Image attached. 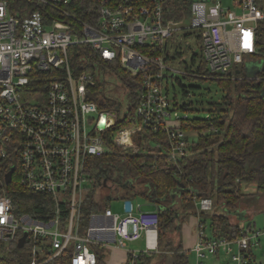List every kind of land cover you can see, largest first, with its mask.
Wrapping results in <instances>:
<instances>
[{"label": "built area", "instance_id": "1", "mask_svg": "<svg viewBox=\"0 0 264 264\" xmlns=\"http://www.w3.org/2000/svg\"><path fill=\"white\" fill-rule=\"evenodd\" d=\"M41 1L63 16L36 10L20 18L11 12L7 0H0V168L6 165L0 175V258L25 232L30 264H45L66 251L71 252V264H93L92 245L124 248L127 241L144 234L146 250L127 249L126 264H136L140 253L158 249L159 211L143 210L141 203L128 198L125 212L116 213L108 205L91 211L84 223L83 205L96 177L126 188L121 184L125 175L116 182L112 181L116 173L110 181L108 174L101 176L108 170L102 163L93 174L95 156L112 151L113 145L122 153H141L145 142L139 144L135 136L144 138L150 131L158 134L152 143L156 147H164L165 135V153L181 171L189 142L179 121L188 114L177 112L169 84L173 85L178 72L186 75L187 71L168 63L174 57L168 56L169 39L177 31L197 29L210 72L244 70L247 61L257 60L252 56L258 51L256 32L264 22V10L257 0H239V12L224 7L220 0H194L190 23L180 25L179 19L167 16L165 0H101L98 21L83 22L79 33L64 17L69 12L59 0ZM80 43L91 45L104 59L119 60L131 74L141 75L134 112L137 121L112 131L126 116L127 106L118 113L101 109L92 98L97 80L106 82L108 68L95 61L89 63L95 70L74 71L69 47ZM157 48L160 52L154 53ZM12 167L7 183L5 175ZM14 173L23 189L45 195L42 206L48 209L40 216L15 208L6 189ZM195 203L196 264L221 256L224 264H264L252 251L261 245L264 230L250 225L245 235L235 238L209 236L199 213L212 211L214 199L202 196Z\"/></svg>", "mask_w": 264, "mask_h": 264}, {"label": "trees", "instance_id": "2", "mask_svg": "<svg viewBox=\"0 0 264 264\" xmlns=\"http://www.w3.org/2000/svg\"><path fill=\"white\" fill-rule=\"evenodd\" d=\"M11 12L23 18L31 12L40 10L50 15L63 16L61 12L41 0H7ZM194 0H165L167 16L170 18H190L191 4ZM258 1V0H257ZM69 15H64L80 33L83 22L95 23L99 19V6L101 0H64L57 1ZM257 53L253 58L264 62V22H261L256 32ZM143 50V46L138 45ZM154 53L160 52L157 48ZM69 56L74 71H81L95 67L89 65L98 62L108 68L106 82L97 80L92 88L94 98L101 109H114L118 113L123 111L120 95H106L108 91L109 76L117 78L121 84L119 88L128 99L127 114L117 121L112 128L113 132L122 125L133 123L137 104L138 89L141 86V75H133L119 60L109 61L100 56V53L87 43H80L69 47ZM171 58V51L168 50ZM175 57V56H174ZM197 55L193 54L192 62ZM187 77L199 78L203 70L211 75L220 85L224 95L222 101H211L212 108L207 117H182L179 126L187 131L199 132V138L192 140L187 135L189 153L183 158L181 171L171 165L165 153L167 140L162 134L164 147L153 146L157 133L146 131L144 138L135 136V141L142 144L141 153H122L113 145L112 151L95 156V163L91 170L96 175L99 163L111 173H116V182L122 173L136 177V185L144 184V188H120L119 184L100 181L98 177L91 183L83 205L84 223L89 213L93 210H103L108 206L111 196L131 198V195L143 194L156 205L159 211L158 247L160 260L157 264H189L188 252L184 249L182 241V223L187 215H198L196 198L210 196L215 200L212 211H201L199 220L203 227L208 223L211 233L215 238H235L245 235L247 228L232 216L233 211L239 210L243 205L249 206L250 202L259 199L264 194V70L258 73L257 78L245 77L244 70H231L225 74L215 75L206 66L202 55L196 68L189 65L185 68ZM194 72V74H190ZM181 85L184 94L188 95L189 88L182 83L178 76L174 77ZM174 85V83H173ZM194 87V86H192ZM103 93V95H102ZM176 105L183 112L191 110L190 102ZM207 133L201 134V132ZM159 133V132H158ZM6 165L0 168V175L5 172ZM6 186L12 196L15 208L20 213H30L40 216L48 206H42L46 201L45 195L23 189L17 178ZM111 182V181H110ZM244 183H253L257 186L255 193H246ZM102 196V197H101ZM47 201L48 200L47 198ZM101 202V203H100ZM50 204V203H49ZM45 205V204H44ZM228 210L230 212H228ZM173 231L178 232L180 239L175 245ZM206 231V228H205ZM95 250L96 260L93 264H109L107 261L108 249L100 245H92ZM156 250L142 252L136 259V264H149ZM71 252L66 251L45 264H71ZM31 255L26 247H19L13 242L6 248L0 258V264H30Z\"/></svg>", "mask_w": 264, "mask_h": 264}, {"label": "rangeland", "instance_id": "3", "mask_svg": "<svg viewBox=\"0 0 264 264\" xmlns=\"http://www.w3.org/2000/svg\"><path fill=\"white\" fill-rule=\"evenodd\" d=\"M222 1L223 5L226 7L234 6V0H220ZM258 3L264 7V0H258ZM260 6V7H261ZM177 19V18H176ZM180 25H188L190 22L189 18H181L178 20ZM169 45L171 46V53L175 57L169 59L168 63L174 67L179 69H185L187 65L192 67L193 69L196 68L197 64L200 61V54H201V40L198 37L197 29H191L189 31H177L175 36L169 39ZM193 54L197 55V59L195 62H192ZM199 78L197 77H187L181 74L180 72L177 73V76L180 78L182 83L189 88L188 95L184 94L181 85L178 83L177 80H174L172 83L169 84V95L171 98H175L179 104L184 102H190L191 110H186L189 117H207L211 108L212 103L211 101H222L224 92L220 85L214 81V77L208 74H205L203 70L199 73ZM108 80V88L111 93L114 95H120V99L126 108L128 101L124 94H122V90L119 88L121 82L115 78L114 76H109ZM194 86V87H192ZM177 112L179 114L185 113L182 109H178ZM207 131L201 132V134H206ZM187 135L190 136L192 140H197L199 138V132L197 131H187ZM122 175H124L122 173ZM136 177L127 175L125 178L121 180V184L124 187H137V188H144V184H137L136 185ZM91 183V182H90ZM111 184V182L109 183ZM102 197V196H101ZM132 201L137 204L141 203L143 210H153L156 208V205L148 200L146 196L143 194H135L131 195ZM260 199H255L250 202L249 206H253L255 213L252 215L251 218L245 219L246 221L255 222L257 229L264 230V199L260 204ZM125 201L126 198L124 197H116L111 196L109 197L108 204L111 206L114 212L116 213H123L125 212ZM215 202V200H214ZM101 203V202H100ZM242 207H246L243 205ZM197 220L194 215H187L182 223V233H183V246L184 249L188 252L189 264H196V256L193 251V247L196 243V230H197ZM254 225V224H253ZM206 233L210 234L211 229L210 225L206 224ZM172 235L175 245L179 242L180 236L178 232L173 231L168 236ZM261 245L253 246L252 251L257 256V259L264 261L263 249H264V238H260ZM122 249H135V250H146V241L144 234L138 238L137 240L127 241L126 246ZM157 254L151 259L149 264H157L160 260V249L156 250ZM159 252V253H158ZM125 259V253L122 250H116L109 248L108 253V260H110V264H126L123 263ZM205 264H224L222 256L220 258H204Z\"/></svg>", "mask_w": 264, "mask_h": 264}, {"label": "crops", "instance_id": "4", "mask_svg": "<svg viewBox=\"0 0 264 264\" xmlns=\"http://www.w3.org/2000/svg\"><path fill=\"white\" fill-rule=\"evenodd\" d=\"M221 3H222V1H221ZM222 5H223V3H222ZM260 5V4H259ZM224 6V5H223ZM261 6V5H260ZM224 7H226V6H224ZM226 8H231V9H234V10H236V11H241V7H240V4H239V0H234V6H232V7H226ZM261 8L264 10V7L263 6H261ZM243 190H244V192H246V193H255L256 191H257V186H256V184H253V183H244L243 184ZM259 201H260V204H261V202H262V200L264 199V194L263 195H261L260 197H259ZM262 205V204H261ZM253 206H246V207H242L241 209H239V210H237V212H243V217H240L236 212H233L232 213V216L236 219V221H238V222H240V224L242 225V226H247L248 224H250L251 223V225L252 226H254V227H256V224H255V222H253L252 223V221H246L245 223H244V221H245V219H249V218H251L252 217V215L255 213V211H254V208H252ZM195 216V215H194ZM196 217V220H197V222H198V219H197V216H195ZM244 220V221H243ZM254 224V225H253ZM197 225V224H196ZM257 228V227H256ZM183 229V228H182ZM183 231V230H182ZM182 241H183V233H182ZM116 249V250H122V251H124V253H125V259H124V261H123V263H126V260H127V257H128V253H127V250H125V249H122V248H120V247H116V246H113V247H111V249ZM108 253H109V249H108ZM107 261H108V263L110 264V260H108V254H107Z\"/></svg>", "mask_w": 264, "mask_h": 264}, {"label": "water", "instance_id": "5", "mask_svg": "<svg viewBox=\"0 0 264 264\" xmlns=\"http://www.w3.org/2000/svg\"><path fill=\"white\" fill-rule=\"evenodd\" d=\"M244 70H245V73H246V76L248 78H256L257 74L264 70V62L263 60H251V61H247L245 63V67H244ZM238 71H240V69H238ZM103 125V123H102ZM13 171H14V168L12 167L5 175V179H6V182L9 183L12 179V174H13ZM228 212H230L228 210ZM233 212H236L240 217H243V212H237V210L233 211ZM28 233L25 232L24 235L20 238L19 240V243H18V246L19 247H23L24 246V243H25V240H26V237H27Z\"/></svg>", "mask_w": 264, "mask_h": 264}, {"label": "flooded vegetation", "instance_id": "6", "mask_svg": "<svg viewBox=\"0 0 264 264\" xmlns=\"http://www.w3.org/2000/svg\"><path fill=\"white\" fill-rule=\"evenodd\" d=\"M107 174H109V171H102V173H101V176H103V175H106L107 176ZM113 174H115V172H112L111 173V175L113 176Z\"/></svg>", "mask_w": 264, "mask_h": 264}, {"label": "bare ground", "instance_id": "7", "mask_svg": "<svg viewBox=\"0 0 264 264\" xmlns=\"http://www.w3.org/2000/svg\"><path fill=\"white\" fill-rule=\"evenodd\" d=\"M150 244H153L152 240L150 241Z\"/></svg>", "mask_w": 264, "mask_h": 264}]
</instances>
